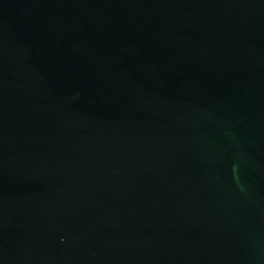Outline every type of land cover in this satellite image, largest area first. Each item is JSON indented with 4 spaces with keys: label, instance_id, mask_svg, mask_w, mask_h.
Masks as SVG:
<instances>
[{
    "label": "water",
    "instance_id": "obj_1",
    "mask_svg": "<svg viewBox=\"0 0 264 264\" xmlns=\"http://www.w3.org/2000/svg\"><path fill=\"white\" fill-rule=\"evenodd\" d=\"M0 264H264V0H0Z\"/></svg>",
    "mask_w": 264,
    "mask_h": 264
}]
</instances>
